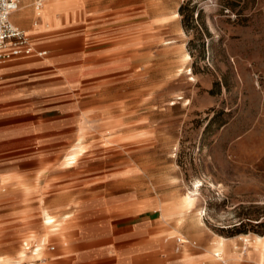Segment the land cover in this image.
I'll return each instance as SVG.
<instances>
[{"label":"rangeland","instance_id":"374dc122","mask_svg":"<svg viewBox=\"0 0 264 264\" xmlns=\"http://www.w3.org/2000/svg\"><path fill=\"white\" fill-rule=\"evenodd\" d=\"M65 4L36 36L42 68L12 94L32 100L0 110V264L73 262L92 206L129 194L165 244L133 264H191L219 236L240 261L225 264H255L243 239L264 236V0ZM44 215L58 223L46 229ZM43 236L40 259L21 260ZM99 256L80 263L116 257Z\"/></svg>","mask_w":264,"mask_h":264},{"label":"crops","instance_id":"0c3cea01","mask_svg":"<svg viewBox=\"0 0 264 264\" xmlns=\"http://www.w3.org/2000/svg\"><path fill=\"white\" fill-rule=\"evenodd\" d=\"M52 4L55 7H52L50 10L49 8L46 9V13H49L41 17L38 26L35 27L32 22L30 30L27 29L35 49L45 50L47 51V54L49 49L46 46L41 45V42L39 41L40 38H36V36L43 32L40 31V28L48 24V15L57 11H61L66 5L65 0H55ZM50 11H52V13H50ZM13 14L14 13L11 14V21L18 27L25 25L32 17L34 21V12H31L26 6L22 5V7L18 9V13L14 15ZM19 18L22 19V24L13 21ZM47 54L44 57H46ZM44 57H38L35 54L22 55L13 57L4 63H0V110L9 103L15 105L16 103H22V101H28L29 99L30 101L32 100L30 93L25 95L26 97L23 98L20 96L13 97L12 94L16 92V84L20 83L21 80L27 79L32 72L42 68V65H40V60ZM3 137L4 136L0 134V142L3 141ZM79 145L80 144L69 149L66 152L64 159H68L70 155H75V159H78L79 156L83 155L85 153L84 151L76 152V149H78ZM20 199H23V195H20ZM140 204H144V206H140ZM93 206L92 213L85 220L86 224L84 226H80L79 230L72 233L73 237L71 238L72 242L70 244V248H72V251L76 252V254L78 253V255L74 257L73 262H68V256L60 254L57 257L62 258L63 262L55 264H86L80 263V260L88 258L93 260L95 259V256L101 258L99 255L102 253L116 256L115 258H109L105 264H133L131 255L139 253L140 251L153 252L165 245L161 243L162 240L157 239L158 237L153 238L159 229H155L156 226L153 225L152 222L155 218L152 215L144 216L147 214V212H149L151 207L147 201L134 202L130 204V194L126 196H102L100 200H98V202ZM137 206H140L139 209H137ZM65 234L66 236H69V233L66 231ZM257 237L261 240L263 239L261 241V244H263L264 236ZM177 240L181 245L188 243H183L179 237ZM32 241L33 240H29L31 244L29 246L30 250L25 249L26 252L23 251L27 257H22L20 254L21 252H19V258L21 260L40 259L42 250L44 249L42 246L45 245V242L36 251H33ZM23 243V247H25V242ZM63 245L68 246L67 244ZM213 245L211 249L207 250V255H205V257L201 253H194L190 258V261L192 262L191 264H196L200 261H203L204 264H225L219 259H216L218 256L215 257L214 255L212 250ZM225 245L227 246L225 247L226 255L240 262L237 257L233 255V250L229 249L230 244L225 241ZM247 246L249 248V252L247 254L248 258H251L255 263L256 256L257 258L262 257V262L264 263V251L262 255L256 254L254 248L250 247V245ZM51 247H53V249L50 250H54V246H50V248ZM31 250V256H36L40 253L39 257L29 258L28 256ZM180 258L182 260L181 262L188 261L187 257H184L185 260L182 256ZM112 259L113 262L108 263Z\"/></svg>","mask_w":264,"mask_h":264},{"label":"built area","instance_id":"2783aa9c","mask_svg":"<svg viewBox=\"0 0 264 264\" xmlns=\"http://www.w3.org/2000/svg\"><path fill=\"white\" fill-rule=\"evenodd\" d=\"M18 7L19 0H0V63L22 55L44 57L47 54L45 50H36L30 35L11 21V14Z\"/></svg>","mask_w":264,"mask_h":264},{"label":"bare ground","instance_id":"6f19581e","mask_svg":"<svg viewBox=\"0 0 264 264\" xmlns=\"http://www.w3.org/2000/svg\"><path fill=\"white\" fill-rule=\"evenodd\" d=\"M44 1V6H43V8L42 9H40V7H41V5H39L40 4V2H36L35 3V6H34V10H35V12H34V18L35 19H41V17H43V15H46L47 13H49V12H47L46 13V9L47 8H49V10L50 9H52V7H55V6H53V4L52 3H54V1L55 0H43ZM57 2V1H56ZM39 5V6H38ZM19 8V7H18ZM18 10V9H17ZM16 10V11H17ZM15 11V12H16ZM14 13V12H13ZM50 13H52V11H50ZM28 19V18H27ZM30 19V18H29ZM15 21H17V23H19V24H22L23 23V21H22V19H16ZM24 31L27 33V34H29L28 33V31L27 30H25L24 29ZM67 164H73L74 162H76L75 161V155H70L69 157H68V159L65 161ZM42 223H43V225L45 226V228L46 229H51V228H53L54 226H55V224H57L58 223V221L57 220H55V218L53 217V216H51V215H46V216H44V217H42ZM46 234V233H45ZM46 239H47V237L46 236H43V237H41V238H39V239H37L36 237H34L33 239L31 238L30 240H33L32 242H33V248H32V250L33 251H36L45 241H46ZM263 240V239H262ZM261 239H259L257 236H255V237H253V238H244V242L246 243V244H250V245H252V247L257 251V253L258 254H263V251H264V243L263 244H261V241H262ZM29 244L30 243H28V242H25V247H23L24 248V250L25 249H29ZM225 247H227L226 245H225V238H223V237H218L217 239H215L214 240V245H213V252H214V255H215V257L216 256H218V257H216V259H219L221 262H223V263H225L226 261H225V258L223 257V255H225L226 254V251H225ZM244 249H245V247H244ZM243 249V250H244ZM30 250V249H29ZM232 253H236V251L235 250H233V252ZM40 254V253H39ZM38 254V255H39ZM260 255V256H261ZM34 256V255H33ZM220 256V257H219ZM235 257H237L236 255H234ZM212 259V258H211ZM214 259V258H213ZM237 259H238V257H237ZM256 264H264L263 262H262V257H258L257 258V261H256Z\"/></svg>","mask_w":264,"mask_h":264}]
</instances>
